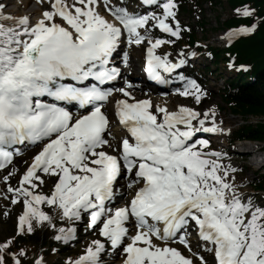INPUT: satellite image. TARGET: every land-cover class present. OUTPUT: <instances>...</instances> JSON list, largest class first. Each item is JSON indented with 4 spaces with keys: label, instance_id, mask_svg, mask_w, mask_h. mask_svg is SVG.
Listing matches in <instances>:
<instances>
[{
    "label": "snow or ice",
    "instance_id": "obj_1",
    "mask_svg": "<svg viewBox=\"0 0 264 264\" xmlns=\"http://www.w3.org/2000/svg\"><path fill=\"white\" fill-rule=\"evenodd\" d=\"M47 3L35 22L0 11V169L12 164L13 146L40 145L22 173L13 169L0 178L6 185L0 195L22 204L16 235L0 241V264H7L6 257L23 264L26 249H9L34 226L47 224L55 240L68 242L85 217L98 238L66 264H102L106 251L118 253L120 264H208L201 249L214 257L213 264H264V206L251 195L244 199L230 175L236 169L223 162L226 153L195 138L201 131H225L216 122L215 106L203 113L184 104L169 110L150 98L136 99L127 82L118 89L102 87L121 75L112 57L125 39L129 45L146 43L143 71L150 80L171 82L163 74L184 64L183 54L173 62L158 49L182 34L176 0H139L140 11L119 0ZM234 13L249 20L256 16L247 4ZM260 22L264 17L225 36L231 42L252 34ZM157 29L168 38H154ZM123 61L127 64V52ZM175 78L183 82L176 94L201 103L206 92L195 79ZM114 91L121 94L114 108L124 130L118 141L103 110ZM121 177L129 198L110 207ZM48 180L53 182L45 193ZM45 205L67 226H57ZM190 230L197 236L196 250ZM34 264L44 261L37 257Z\"/></svg>",
    "mask_w": 264,
    "mask_h": 264
},
{
    "label": "rangeland",
    "instance_id": "obj_2",
    "mask_svg": "<svg viewBox=\"0 0 264 264\" xmlns=\"http://www.w3.org/2000/svg\"><path fill=\"white\" fill-rule=\"evenodd\" d=\"M42 0H31L28 2V8L26 11L30 8L35 9L37 11L44 10L46 7L40 6L39 2ZM124 1V0H119ZM127 1L128 5L131 7V5H134V0H125ZM1 2V1H0ZM4 1L2 4H6V10H15L14 6L7 4V2ZM115 2V0H114ZM215 5H211V3L208 0H202L201 6H202V12H197L194 7L191 4H188L185 6V10H182L181 12L177 13V16L179 20L182 22V24H188L192 26L195 37L198 42L197 47H199V51L201 56L199 57L200 60V66L202 69H205L204 66H208L209 69L204 70V72L201 74L203 78H206V83L204 87V91L206 92V95L202 98L201 103L197 104L195 100L191 97H183L178 94H176L175 97H168L163 99V96L158 94L152 95V100H154L157 104L158 102H161L163 105H167L169 110H172L175 105L177 104H184L191 107H194L196 110L203 113L204 110L212 108L215 106L216 109V122L220 127H228L230 130H235L239 123H241L240 117L233 116L229 113L228 108L224 104L222 98H221V92L223 87V82L225 79H229L231 77H235V70H230L229 66L227 67L222 59L217 64H211L209 63V58L206 57V52H203L200 47L204 44H209L213 46L222 45L221 39L223 37L224 33V26H222V21L225 20L230 15L235 14L234 9L231 8V6L227 3V0H213ZM219 2V3H218ZM133 8V7H132ZM129 9V8H128ZM101 12L104 14V9H100ZM25 11V12H26ZM33 15V14H32ZM38 17V12H37ZM36 15L30 16L31 18H35ZM203 18V27L200 29V27L197 25L199 23V18ZM143 45H131L130 49V55L132 54V60H134V57L137 61V70L140 72L141 70V62L140 57L142 55V47ZM187 46L188 48L186 49ZM138 47V48H135ZM191 46L184 43L183 39L180 38L178 40H175L174 44H164L161 45L160 51L167 52L170 55L169 56H177L180 50L186 49L188 50ZM193 48V47H192ZM190 50V49H189ZM193 50V49H192ZM131 65V63H130ZM136 68V67H135ZM209 70H213V72H210ZM127 73L133 77L135 74V69L130 66V68L127 70ZM136 77V76H134ZM154 102V103H155ZM218 108L222 107V110H218ZM264 119L263 117H261ZM258 118L255 116H249L248 121L252 124L257 120ZM262 145L261 142H253V141H245L244 143H236L234 144V148L239 149H249L251 156L249 154L239 155L236 153L235 156H225L223 157V160L225 164H231L236 171L234 173H231V176L235 177V183L238 186V190L243 193V197L245 200H247L248 196L251 195L252 200L262 205L264 204V191L259 193H253L251 190L249 184L250 181L254 178V174L258 175L261 173H264V167H258L261 162H263L260 159H263V156L259 154L258 149ZM218 146L222 147L223 151H227L229 149V146L226 145L225 139H219L218 138ZM228 147V149H227ZM257 149V150H255ZM240 151V150H239ZM254 151V152H253ZM245 153V152H244ZM253 160V161H250ZM24 165L20 162L19 164H16L12 166V168L8 171L11 172L13 169H16L19 173L22 171ZM7 172V173H8ZM3 177V176H2ZM0 177V178H2ZM15 177V176H14ZM16 179V177H15ZM11 182H14V178L12 177L10 179ZM10 182V183H11ZM52 180H48L47 184L43 187V191L47 193L49 191V188L51 187ZM15 186V184H14ZM6 185L0 180V193H6ZM264 190V188H263ZM8 197H10V193L6 194ZM22 210V204L17 203L13 205L9 198H5V195H0V241H3L7 239L10 236H15V225H16V219L19 214V212ZM44 210L49 212V215H52L54 218V223L59 226L61 223H64L65 226L66 222L60 221L59 217L56 216L47 205L44 206ZM5 212L8 214L5 215ZM77 229H79L81 226L78 222H76ZM42 230L46 235H49V238L46 241H41V239H38L32 234H27L26 237L23 239L25 241V244L27 247H29L30 250V258H37L41 257L44 261V264H51L55 262L56 264H66L69 258L75 259L86 247V245L95 238H98V230L94 231L91 230L87 233H82L83 230L81 227L80 230V236L76 237V243H70V242H64V241H57L53 237L55 235V231L48 227L47 224H44L42 227ZM82 231V232H81ZM48 242H52V245L48 246ZM56 249V251H53V249ZM51 248V249H50ZM106 256V255H105ZM34 264V263H33ZM109 264H119V261H110Z\"/></svg>",
    "mask_w": 264,
    "mask_h": 264
},
{
    "label": "trees",
    "instance_id": "obj_3",
    "mask_svg": "<svg viewBox=\"0 0 264 264\" xmlns=\"http://www.w3.org/2000/svg\"><path fill=\"white\" fill-rule=\"evenodd\" d=\"M211 5L216 3L213 0H208ZM177 12L185 9V4L192 3L195 10L199 13L202 12V0H176ZM219 3V2H218ZM231 8L235 9L238 5L247 4L256 11V16L251 20L230 16L222 21L223 26L239 25L241 23H249L254 19L264 17V0H227ZM198 24L202 27L203 18ZM185 34L189 42L195 38L193 30L186 26L184 28ZM223 51H229L236 57V63H244L248 66L245 75H249L252 80H246L244 74L239 73L237 77L230 79L226 86L225 91L222 93V100L226 103L229 109L242 117L246 118L247 115H254L260 119L252 125L245 123L241 125L231 137L246 138L251 140L264 141V22L258 23L257 29L249 36H244L238 39L230 48L227 49H212L215 61L222 56ZM264 185V175H259L254 179V188L261 189ZM40 227L35 228L34 236L38 239H45V233L39 230ZM24 237L19 236L16 242L10 247L11 252H18L20 248H24ZM26 252L28 254L27 248ZM21 257L23 264H32L31 258L28 255ZM7 264H11V258L6 257Z\"/></svg>",
    "mask_w": 264,
    "mask_h": 264
},
{
    "label": "bare ground",
    "instance_id": "obj_4",
    "mask_svg": "<svg viewBox=\"0 0 264 264\" xmlns=\"http://www.w3.org/2000/svg\"><path fill=\"white\" fill-rule=\"evenodd\" d=\"M1 2H0V6H2V7H0V11H2L3 13H5V14H11V15H13V16H20V15H28L29 17L30 16H33V15H36L37 14V12H38V14H41V12L42 11H37V10H35V9H32V8H30V9H28L27 11H26V9L28 8V2L29 1H31V0H0ZM4 1H6L7 2V4H9V5H12V6H14V8H15V10H6V4L4 5V4H2V3H4ZM35 1H37L38 2V0H35ZM5 2V3H6ZM39 5L40 6H43V8L42 9H44V6L46 7H49V5H48V3H47V0H42V1H40L39 2ZM46 7V8H47ZM26 11V12H25ZM33 14V15H32ZM34 17V16H33ZM38 17H39V15H38ZM36 19H37V15H36V17H35ZM35 18H31L30 17V20L32 21V22H35ZM135 48H138V47H135ZM132 54L130 55V63H131V67H133L134 69H135V74H134V76H138V77H140L141 76V73L137 70V61H136V58L134 57V60H132ZM136 67V68H135ZM171 94H173V93H171ZM168 95V94H167ZM170 95V94H169ZM168 97H174V96H167V97H165V98H168ZM176 106V105H175ZM175 106H174V108H175ZM203 136L205 135V133H203L202 134ZM238 151V150H237ZM243 151L245 152V154H249L250 153V150L249 149H243ZM254 152V151H253ZM250 156H251V154H249ZM264 167V166H263ZM124 191H126V189H124ZM201 253L202 254H205V252H203L202 250H201ZM116 255V254H115ZM115 255H114V257H115ZM206 255V254H205ZM107 257V256H106ZM100 259H101V257H100ZM101 261H103V259H101ZM102 264H106V262H102Z\"/></svg>",
    "mask_w": 264,
    "mask_h": 264
}]
</instances>
